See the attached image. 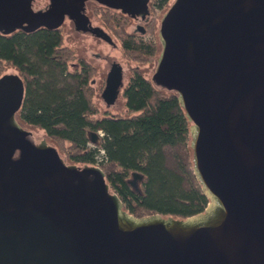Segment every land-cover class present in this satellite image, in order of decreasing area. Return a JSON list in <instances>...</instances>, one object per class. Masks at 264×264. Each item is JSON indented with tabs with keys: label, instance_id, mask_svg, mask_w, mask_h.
<instances>
[{
	"label": "water",
	"instance_id": "1",
	"mask_svg": "<svg viewBox=\"0 0 264 264\" xmlns=\"http://www.w3.org/2000/svg\"><path fill=\"white\" fill-rule=\"evenodd\" d=\"M80 7L71 6L83 27ZM157 37L150 79L174 92L185 112L203 210L135 216L99 166L66 162L6 115L0 264H264V0H172ZM4 78L22 95L17 74ZM122 85L120 67L111 69L107 104Z\"/></svg>",
	"mask_w": 264,
	"mask_h": 264
},
{
	"label": "trees",
	"instance_id": "2",
	"mask_svg": "<svg viewBox=\"0 0 264 264\" xmlns=\"http://www.w3.org/2000/svg\"><path fill=\"white\" fill-rule=\"evenodd\" d=\"M168 1L152 0V10L163 9ZM101 18L130 61L156 59L159 46L154 38L127 32L125 23L108 10ZM147 32L154 35V22ZM4 65L24 78L20 119L41 129L66 162L94 165L102 149L97 166L129 213L184 218L203 210L207 199L187 162H166L165 146L190 139L189 122L174 92L131 66L120 92L124 111H100L93 100L94 66L63 44L59 30L0 34V72Z\"/></svg>",
	"mask_w": 264,
	"mask_h": 264
},
{
	"label": "flooded vegetation",
	"instance_id": "3",
	"mask_svg": "<svg viewBox=\"0 0 264 264\" xmlns=\"http://www.w3.org/2000/svg\"><path fill=\"white\" fill-rule=\"evenodd\" d=\"M3 1L7 6L3 8L0 6L1 35H6L17 31L24 33L32 31L34 32L42 28L49 30H59L62 35L63 27L67 22L69 23L70 28L74 31L89 34L115 47L117 43L112 38V35L114 34L113 30L107 27L101 18L104 11L108 10L110 14H114L117 18H119L120 22L125 23V28L130 23H132L133 28L131 30H127V32L134 35H141L142 37L146 33L149 24L153 22V16L151 15L152 0H127L123 3H119L122 2V0H79L78 2L77 0H43V2H41L38 6L35 5L37 0H12L13 2L9 0V2H12V4H6L8 0ZM106 2L110 5H108ZM71 3L75 6L80 3V12L84 15V22L86 23L83 27L80 25L77 16H74L76 13L72 11L71 6L73 7V5ZM114 4L118 6H114ZM95 16L99 18L100 24L93 23L92 17ZM54 23L56 24L53 25ZM7 24L18 26L31 25L30 27L32 29L23 30L20 27H16L9 33H3L1 29ZM94 27H100L103 31H105L110 37L111 41L109 42L99 37L94 31ZM143 39L146 38L143 37ZM102 57L108 61V68L99 84V96L105 102L106 106H109L115 102L124 85L123 70L121 64L116 60H112L106 55ZM5 66L6 65H4L3 68ZM118 67H120V79L123 85L120 87V92L116 95L114 100L107 104V100H110V90H104L106 77L111 69ZM14 70L15 71L13 72H6L4 70L0 72V78L3 75L17 74L20 77L23 85L22 95L19 96L17 90L14 89L10 83L8 84L9 79L4 78L2 81H0V118L4 117L2 120L4 127L2 128L5 129L6 125L8 124L6 115H10L20 127V129L30 131V139L34 141L31 137L32 131L28 128L29 125H27L19 117L20 110L25 99L26 87L24 78L15 68ZM92 82H94V80H92Z\"/></svg>",
	"mask_w": 264,
	"mask_h": 264
},
{
	"label": "rangeland",
	"instance_id": "4",
	"mask_svg": "<svg viewBox=\"0 0 264 264\" xmlns=\"http://www.w3.org/2000/svg\"><path fill=\"white\" fill-rule=\"evenodd\" d=\"M171 1L172 0H170L169 3L163 9L152 10L151 15L153 16L152 18L154 22L155 33L153 35L146 31V33L143 36L144 38L146 39L154 38L155 41L158 42L157 30H158L159 20L161 15L163 14V12L168 7ZM41 2H43V0H37L35 2V5L38 6L40 5ZM92 21L94 24H100L99 18L96 16L92 17ZM132 28H133V24L130 23L125 29L131 30ZM62 38H63V44L69 47L70 49H72L75 55L82 56L94 66L95 72L92 76V80H94V82H92V85L95 89V96L93 100L100 109V111L110 110L115 113L124 111V107H123L124 100L121 96V93L120 95H118L115 102L110 104L109 106H106L105 102L99 96V84L102 81L105 71L108 68V61L102 56L106 55L108 56V58L112 60H116L118 63L121 64L123 70L124 84L127 81L129 75V68L131 66H138L141 69L142 73L148 77H150V75L153 72L155 60H153L152 62H146L140 64L130 61L124 55L121 46L119 44V40L114 34L112 35V38L117 43L115 47L89 34L74 31L73 29L70 28L69 23L66 22L62 30ZM3 70L6 72L15 71L14 68L10 65H6L3 68ZM28 128L32 131L31 137L34 141L37 142L42 138L48 141L45 138L44 133L41 129L30 126ZM48 142L52 144L50 141ZM164 150L166 155V162L168 165H174L176 158H179L181 161L187 162L188 166L191 168L192 152L189 153V151L191 150L189 146V141L172 147L165 146Z\"/></svg>",
	"mask_w": 264,
	"mask_h": 264
},
{
	"label": "built area",
	"instance_id": "5",
	"mask_svg": "<svg viewBox=\"0 0 264 264\" xmlns=\"http://www.w3.org/2000/svg\"><path fill=\"white\" fill-rule=\"evenodd\" d=\"M102 156H103V150L102 149H99V153L98 155L95 157L96 158V162L94 165H98L99 162H101L103 159H102Z\"/></svg>",
	"mask_w": 264,
	"mask_h": 264
}]
</instances>
